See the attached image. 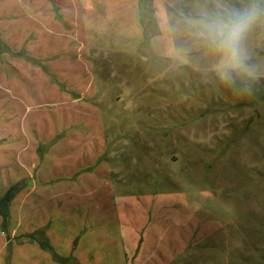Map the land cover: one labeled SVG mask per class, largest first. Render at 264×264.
<instances>
[{
  "label": "rangeland",
  "instance_id": "374dc122",
  "mask_svg": "<svg viewBox=\"0 0 264 264\" xmlns=\"http://www.w3.org/2000/svg\"><path fill=\"white\" fill-rule=\"evenodd\" d=\"M40 2L42 13L25 24L16 16L15 27L64 17L67 27H49L57 34L48 35L44 62H59L62 85L79 98L65 101L63 115L51 113L59 107L52 103L39 114L34 107L26 127L62 119L70 128L60 134L71 130L80 145L48 148L47 169L96 177L81 179L79 195L65 192L62 210L43 214L55 220L49 237L60 255L69 264H264V15L247 31L239 63L200 36L205 17L264 9V0ZM0 165L3 196L10 175ZM72 198L79 210L65 209ZM23 203L19 194L6 225L0 217V264H57L25 246Z\"/></svg>",
  "mask_w": 264,
  "mask_h": 264
},
{
  "label": "crops",
  "instance_id": "0c3cea01",
  "mask_svg": "<svg viewBox=\"0 0 264 264\" xmlns=\"http://www.w3.org/2000/svg\"><path fill=\"white\" fill-rule=\"evenodd\" d=\"M23 1L26 3V8L23 7L24 11L18 6ZM45 2L49 3V0H45ZM43 8L45 9L40 0H0V89L1 87L4 88L3 91L6 89L4 93L6 94L5 98H7L8 106L5 117L8 130L4 131V129L1 131L0 129V136L5 133L7 135V142L0 144V147L8 149L6 150V158H4V155L0 157V163L5 162L8 165V174L10 175V185L3 187L1 194L11 186H16V196L11 201V209L14 208L13 204L16 197L19 194H24L23 216L24 223L27 225L24 232L25 236H27L26 241H28V244L25 246L28 247L29 252L35 257L39 256V252L40 254H44V251L49 252L40 247L41 242H46L59 256H61L60 254H62L63 250L59 247L60 243H56L57 241L55 240L54 242L49 237V235L51 236L50 228H56L57 226L54 223L55 220L50 222L48 221V217L44 218L43 214H45V211L50 206L52 211L62 210L63 206L58 209V207L56 208V204L65 195V192L72 195L78 192L79 195L82 185L81 179L87 181V179L96 178L91 174L78 176L74 174V171L63 174L47 169L46 163L51 161L50 153L52 150L48 148H57L62 145L78 147L80 145L79 141L75 139L74 134H70L71 130L66 131L65 136L60 134L69 127V125L66 128L64 127L62 119L58 120L56 125L52 124L48 126V124H45L39 128L35 127V125H28V128L26 127L29 112L34 107L37 109V114H39L41 113L40 111H43L44 107H48L52 103L59 107L51 113L56 115L60 112L63 115V109L60 108L65 101H68V98L72 100H78L79 98L78 95H73L74 93L68 91L65 85H62L63 82L60 79L62 72L58 70L59 62H44L46 55L43 52L47 51L49 49L48 46L51 44V39H49L48 35L57 34V31L54 32L50 28L54 25L57 26V24L67 27L66 22L63 20L64 17L60 19L59 17L55 18L56 21L48 27L46 24L39 25V23H36L33 27H25L23 25L18 30L15 27L16 16L20 18L18 20L23 21L25 24L26 20L31 17L29 13H32L34 17L38 16L42 13ZM54 8L50 9L52 13H55ZM52 21H54L53 18ZM17 34L22 37L18 43L15 38ZM30 36L35 37L30 38ZM45 47L47 48L43 51L42 49H45ZM18 48L20 50L17 51ZM35 51L40 54H35ZM3 59H5V62H3ZM16 60L24 62H15ZM3 64L7 67L6 72L4 70L1 71ZM50 82L57 83H55L56 85L52 83L48 86ZM3 85H6V87ZM32 85L40 95L39 102L34 106L28 101L32 94ZM45 93L49 95V98L54 94L55 96L48 100L44 97ZM3 115H5L4 111H0V116ZM48 129L52 130V133H49ZM73 130L74 133H79L78 129ZM60 157L56 156L55 161L60 162ZM79 160L77 156L71 161L74 164V168L78 165ZM2 167L4 166L0 165V170ZM65 186L67 191H65ZM91 186H93V183L91 185L85 184L83 194L90 193L93 190ZM74 200L72 198V202L68 203L65 209L79 210V205L74 203ZM37 213H39V217H36ZM29 215L30 218H28ZM10 222L13 223L12 221ZM46 226L49 229L45 230ZM10 234L13 237L12 239H15V231L13 230ZM53 261L55 260L53 259Z\"/></svg>",
  "mask_w": 264,
  "mask_h": 264
},
{
  "label": "clouds",
  "instance_id": "9594fccd",
  "mask_svg": "<svg viewBox=\"0 0 264 264\" xmlns=\"http://www.w3.org/2000/svg\"><path fill=\"white\" fill-rule=\"evenodd\" d=\"M264 9L253 5L232 14H216L205 17L200 24L201 38L217 50L226 61L242 60L243 39Z\"/></svg>",
  "mask_w": 264,
  "mask_h": 264
},
{
  "label": "trees",
  "instance_id": "16d2710c",
  "mask_svg": "<svg viewBox=\"0 0 264 264\" xmlns=\"http://www.w3.org/2000/svg\"><path fill=\"white\" fill-rule=\"evenodd\" d=\"M16 190H17L16 186L13 185L6 191V193L3 196H0V217L2 218L3 223L5 225L9 221L10 204H11V201H12V199L16 193ZM40 247L44 250L49 251L51 253L53 259L58 264H69L68 259H66L65 257L57 255L46 242H41Z\"/></svg>",
  "mask_w": 264,
  "mask_h": 264
}]
</instances>
